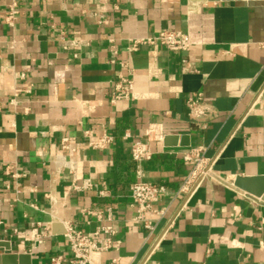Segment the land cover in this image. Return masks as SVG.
<instances>
[{
  "label": "crops",
  "instance_id": "obj_1",
  "mask_svg": "<svg viewBox=\"0 0 264 264\" xmlns=\"http://www.w3.org/2000/svg\"><path fill=\"white\" fill-rule=\"evenodd\" d=\"M13 1L0 0V254H29L33 264L69 258L65 225L93 235L112 207L118 246L104 251L99 264H138L180 206L172 195L192 169L182 153L197 151L212 164L211 177L165 234L151 264H264V202L227 181L232 175L264 179V1L19 0L11 28L5 17ZM90 11L105 14L108 23L86 17ZM52 24L81 46L63 50ZM167 28L188 33L196 72L184 73L180 54L161 46L129 51L132 40ZM111 40L125 68L110 64ZM5 65L28 76L35 86L31 97ZM119 71L138 98L111 105ZM14 90L20 93L16 109ZM196 93L218 113L204 129L186 105ZM157 126L165 137L150 143L154 156L139 169L142 180L167 188L158 206L168 212L159 220L148 215L155 230L147 240L129 191L138 167L122 137L145 140ZM89 130L113 134L116 144L91 149ZM63 137L75 143V152L60 151ZM66 162L75 163L73 171ZM74 180L92 187L74 192Z\"/></svg>",
  "mask_w": 264,
  "mask_h": 264
},
{
  "label": "built area",
  "instance_id": "obj_2",
  "mask_svg": "<svg viewBox=\"0 0 264 264\" xmlns=\"http://www.w3.org/2000/svg\"><path fill=\"white\" fill-rule=\"evenodd\" d=\"M18 2L19 0L13 1L5 17V23L11 28L16 26L19 17L17 8ZM85 15L86 17L93 18L99 25L108 23L106 15L99 11H90ZM50 32L53 37L57 38L61 48L65 51H72L73 49L75 51L82 44L78 39H69L66 32L63 29L57 28L55 24L50 26ZM110 44L112 45L110 46V64L119 68H125L126 65L119 62V52L115 47V41L111 40ZM143 46H161L170 53H179L183 65L182 71L184 73L196 72L190 57L192 43L188 33L169 28L162 29L153 37L132 40L129 44V51L131 53H137ZM74 56L77 57V54ZM4 69L12 72V78L17 86L19 84L27 85L24 89V94L28 97L33 95L35 86L28 81L29 78L25 73L18 72L12 65H5ZM19 96L20 93L14 90L10 104L14 106L15 109L18 106ZM137 98V94L134 92L133 82L119 71L110 93V104L115 105L118 102L134 101L137 100ZM186 105L189 110V118L203 129L207 127L208 122L217 117V111L203 102L202 94L196 93L191 95ZM29 112L30 108H24L23 113L25 115L29 114ZM85 136L88 140L87 145L93 150L100 151L110 149L116 144L117 140L113 134L105 130H102L99 136H94V132L89 130L85 132ZM164 137L165 134L163 130L158 126L152 127L147 131L145 140L134 139L129 133H125L122 137L124 141H130V157L138 167V179L130 186L129 191L132 206H134L137 211L134 220L137 223H141L143 228L148 232L147 240H149L155 230V223L148 218V215H154L157 217V220L167 215L168 207H161L158 206V204L160 203L161 197L168 194V190L163 185L142 180L139 168L144 162L150 161L154 156V152L150 148V143L153 141H163ZM60 151L64 153H73L76 151V145L70 138L63 137L60 142ZM182 158L186 163L192 165V169L179 189L172 195L174 200L178 198L181 199L180 206L174 216L168 221V226L164 233L150 244L147 253L138 264H151L152 257L162 243L165 234L173 227L175 220L188 209L194 195L201 187V184L211 177L212 164L202 157L199 152H183ZM66 164L70 171H73L76 167L74 162H66L65 165ZM5 174L11 175L9 167L5 168ZM13 177L17 178L19 176L13 174ZM91 187L90 181H85L83 185H78L76 180L72 183V190L74 192L89 190ZM98 194L100 197H105V192L103 191H99ZM104 214L105 219H102H104L103 221L107 224L101 226L93 235H87L76 229L73 225L66 224L64 237L72 255L69 258L62 255L52 257L50 261L51 264H99L100 257L104 251L118 246V242L114 241L116 231L113 227L114 215L112 207H106ZM42 240L43 236L37 237V244H41L43 242ZM111 264H115V260L112 261Z\"/></svg>",
  "mask_w": 264,
  "mask_h": 264
},
{
  "label": "water",
  "instance_id": "obj_3",
  "mask_svg": "<svg viewBox=\"0 0 264 264\" xmlns=\"http://www.w3.org/2000/svg\"><path fill=\"white\" fill-rule=\"evenodd\" d=\"M210 2H231V1H264V0H208ZM166 137L165 140H173V138ZM176 139V138H174ZM174 141V140H173ZM168 145H175V143L168 142ZM227 181L231 184H234L236 187L242 189L243 191L259 197L264 202V179L259 177L255 179H249L240 176H228ZM63 232V231H62ZM3 246V243L0 242V247ZM11 248L8 247V250ZM19 260L20 264H33L32 256L29 254H19V253H6L0 254V263H10L14 264Z\"/></svg>",
  "mask_w": 264,
  "mask_h": 264
}]
</instances>
